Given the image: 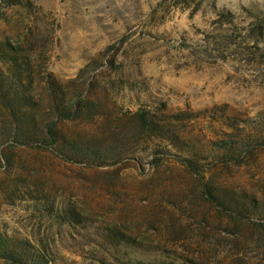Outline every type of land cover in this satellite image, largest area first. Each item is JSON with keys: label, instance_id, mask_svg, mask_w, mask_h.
I'll return each instance as SVG.
<instances>
[{"label": "rangeland", "instance_id": "374dc122", "mask_svg": "<svg viewBox=\"0 0 264 264\" xmlns=\"http://www.w3.org/2000/svg\"><path fill=\"white\" fill-rule=\"evenodd\" d=\"M3 50L59 131L31 141L0 104V239L17 255L0 264H264L263 223L223 206L264 204V146L189 165L141 121L203 149L263 136L264 0H0V75ZM71 141L115 151L86 160Z\"/></svg>", "mask_w": 264, "mask_h": 264}, {"label": "trees", "instance_id": "16d2710c", "mask_svg": "<svg viewBox=\"0 0 264 264\" xmlns=\"http://www.w3.org/2000/svg\"><path fill=\"white\" fill-rule=\"evenodd\" d=\"M2 53L4 56L8 54V57L12 55L7 59L13 61L12 65L7 64L5 66V71L0 75V104L7 113V116L10 117H8L9 121L11 119L10 123H13L20 132L25 133L31 141L40 139V135L43 136L41 128L46 129L45 137L49 136L54 139L59 131L58 123L48 122L47 116H44L42 110V113L40 112V106L32 104L33 94H28L33 93L30 86L27 85L28 82L31 84L30 72L24 68L23 64L18 66L14 62L18 59L17 52L14 51L12 54L9 50H3ZM57 90H59L57 85L51 87L49 90L50 95L47 97V100H49V108L57 114L64 115L67 108L63 103L64 100L58 96L59 94L57 95L59 93ZM83 108L84 104L79 99L74 104V111L81 112ZM74 111H71L73 115L77 114ZM261 117L259 127L264 128V113L261 114ZM220 119L222 120L223 117L221 116ZM141 121L144 125L142 128L146 129L149 133H155L157 131L159 139L166 142V145L177 149L189 165H198L201 161H212L218 164L237 163L243 155H250L255 149L264 146V135L250 136L243 132V135L235 136L237 139L236 142L230 140L208 142L203 149L192 143V139L188 138L186 134H178L168 128L155 129L153 128L154 125H151L153 123L146 122L144 117H141ZM228 123L226 124L228 128H234L236 125L230 121ZM256 130L260 133L264 131L258 127H256ZM65 146L69 147L71 151L78 152L86 160L90 156L96 160L104 159L106 155H112V152L115 151L106 141H89L86 143L84 141H71L65 144ZM223 206L225 211L230 215H237L247 220L260 221L264 225V204H258L251 196L242 194L235 198H227L224 200ZM14 249L13 246H9L7 240L0 239V257H7L11 260L16 259L17 255Z\"/></svg>", "mask_w": 264, "mask_h": 264}]
</instances>
